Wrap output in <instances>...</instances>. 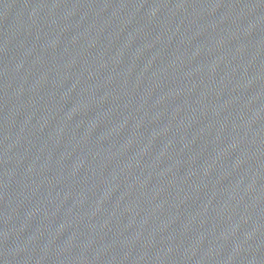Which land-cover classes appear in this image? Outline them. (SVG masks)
Wrapping results in <instances>:
<instances>
[{"label": "water", "instance_id": "1", "mask_svg": "<svg viewBox=\"0 0 264 264\" xmlns=\"http://www.w3.org/2000/svg\"><path fill=\"white\" fill-rule=\"evenodd\" d=\"M0 264H264V0H0Z\"/></svg>", "mask_w": 264, "mask_h": 264}]
</instances>
